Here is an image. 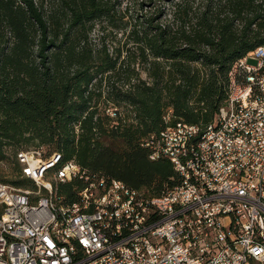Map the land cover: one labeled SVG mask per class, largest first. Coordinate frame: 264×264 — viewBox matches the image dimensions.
<instances>
[{
  "label": "trees",
  "instance_id": "16d2710c",
  "mask_svg": "<svg viewBox=\"0 0 264 264\" xmlns=\"http://www.w3.org/2000/svg\"><path fill=\"white\" fill-rule=\"evenodd\" d=\"M146 1L0 0V162L12 151L20 175L16 153L45 146L53 170L73 162L150 196L172 185L144 144L168 110L171 123L213 120L232 64L264 46V0ZM83 186L54 189L71 202Z\"/></svg>",
  "mask_w": 264,
  "mask_h": 264
},
{
  "label": "built area",
  "instance_id": "2783aa9c",
  "mask_svg": "<svg viewBox=\"0 0 264 264\" xmlns=\"http://www.w3.org/2000/svg\"><path fill=\"white\" fill-rule=\"evenodd\" d=\"M171 119L144 144L176 173L157 196L17 152L36 188L0 181V264H264V46L232 64L210 123ZM73 179L84 186L62 201L54 184Z\"/></svg>",
  "mask_w": 264,
  "mask_h": 264
},
{
  "label": "rangeland",
  "instance_id": "374dc122",
  "mask_svg": "<svg viewBox=\"0 0 264 264\" xmlns=\"http://www.w3.org/2000/svg\"><path fill=\"white\" fill-rule=\"evenodd\" d=\"M122 6L125 5H133V7H135V9H137L139 7V3L142 2L143 5H147V1L146 0H122ZM153 4L151 3L150 6H145V10L146 9H151V11H153L156 7L161 6L163 4L166 5L167 0H152ZM144 10V11H145ZM38 147H43L44 153L47 151L45 146H38ZM33 148L32 146L28 147V149ZM19 179H23V177L21 175H19L18 173H16L15 170V164L13 163V158H12V151H8L7 152V159L3 160L0 162V181H6L5 183H9L11 185H13L12 181L15 180H19ZM34 183V182H33ZM35 185V184H34ZM15 186V185H13ZM27 188L33 189L30 185H27ZM23 188V187H21Z\"/></svg>",
  "mask_w": 264,
  "mask_h": 264
}]
</instances>
